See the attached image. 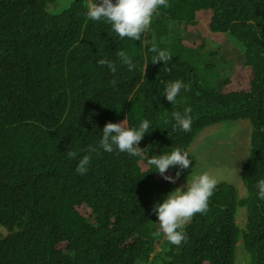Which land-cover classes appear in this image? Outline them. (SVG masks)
<instances>
[{"label":"trees","instance_id":"trees-1","mask_svg":"<svg viewBox=\"0 0 264 264\" xmlns=\"http://www.w3.org/2000/svg\"><path fill=\"white\" fill-rule=\"evenodd\" d=\"M168 3L135 41L87 19V0L54 10L57 0H0V264H264V200L256 189L264 179V0ZM223 34L242 55L245 79L237 86L223 78L224 90L194 63L198 48L220 44ZM153 42L170 51L167 65L152 63ZM105 58L115 74L98 65ZM177 79L191 90L171 104L162 93ZM185 107L189 132L171 116ZM239 119L251 126L244 194L218 182L208 211L185 225L186 242L154 236L152 206L177 187L147 160L186 151L205 127ZM124 120L127 127L150 121L142 156L99 148L104 125ZM89 145L97 152L81 175L76 167Z\"/></svg>","mask_w":264,"mask_h":264},{"label":"clouds","instance_id":"clouds-1","mask_svg":"<svg viewBox=\"0 0 264 264\" xmlns=\"http://www.w3.org/2000/svg\"><path fill=\"white\" fill-rule=\"evenodd\" d=\"M169 6L168 0H115V2H113V0H87L86 18L94 21L105 20L111 25L112 31H114L120 39L129 38L139 41L142 34L149 30L154 15L158 16L160 14L159 9L161 7L168 8ZM230 39L231 38L226 34V38L222 42L225 43V57L231 60V56L227 54V47L234 48L233 41ZM150 51L154 53L152 57L153 64L163 62L164 65H167L172 59L170 51L159 48L155 42L152 43ZM117 56L120 58L121 64L127 66L128 71H133L135 69L136 66L132 61V57L125 51H118ZM97 63L100 66L107 65L113 74L117 71L116 65L106 58L98 60ZM165 70L170 71L171 69L166 68ZM240 74L241 70L237 76ZM225 77L227 76H224V78ZM116 83L114 79L112 81L113 86H115ZM181 89L190 91L191 83L185 84L179 79L168 81L165 84L162 95L168 102L173 104L177 102V97ZM191 112V107H185L183 113L177 110L173 111L171 116L175 121V126L181 128L185 132L191 131ZM168 122L169 121L165 120V123ZM248 124L250 126L249 120ZM149 127L150 121L148 120L140 121L138 127H127L125 120L119 123L107 122L102 129V138L99 140V148L108 153L118 150L132 157L142 156L146 149H141L138 145L144 135L149 133ZM250 136L251 126L249 127V139ZM87 152L89 154L80 158L76 167V172L81 175L87 172L88 166L91 163L90 154L97 152V147L89 145ZM66 155L69 158L75 159L77 157V152L67 151ZM189 156V152L183 151L180 147H175L170 148L169 151L163 152L160 155L151 156V158L147 160V164L149 166H154L156 172H158L164 180L175 183L181 175V171L190 167L191 160ZM177 166L179 170L176 171L175 176L165 175L170 168H176ZM217 183L216 178L208 172L196 173L192 171L187 177L185 185L170 191L166 194L162 202H157L152 206V210L158 220V230L154 232L153 235L160 236L161 233H163L167 241L177 247L186 242L187 235L184 231L185 225L190 222L195 214H205L208 211L209 198L213 195ZM256 189L258 198L264 200V179L257 181Z\"/></svg>","mask_w":264,"mask_h":264},{"label":"rangeland","instance_id":"rangeland-1","mask_svg":"<svg viewBox=\"0 0 264 264\" xmlns=\"http://www.w3.org/2000/svg\"><path fill=\"white\" fill-rule=\"evenodd\" d=\"M68 2L69 0H57V6L52 5L51 9L63 7ZM225 38L226 35L223 34L222 41ZM230 40L235 42L232 38ZM198 49L194 61L196 68L205 76L213 78L218 89H225V86L219 81L230 74H232L230 75L231 81L237 86L245 81L243 76H237L243 66V58L238 50L227 47V54L231 56L230 60L225 57V43L223 42L208 48L200 46ZM226 89L228 88L226 87ZM249 127L248 120L242 119L222 121L201 130L186 150L190 154L191 165L188 169L181 171L179 178L175 183H172L173 189L186 183L187 177L192 171L196 173L208 172L216 178L217 182L224 181L235 185L243 195L241 171L249 150ZM178 170L177 166L173 176ZM239 212H242L241 209ZM240 213L237 222L243 223L244 219Z\"/></svg>","mask_w":264,"mask_h":264}]
</instances>
